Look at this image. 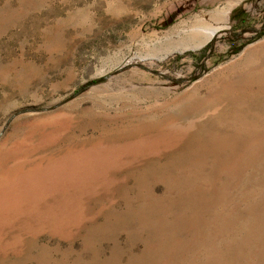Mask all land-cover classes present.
<instances>
[{"label":"rangeland","instance_id":"rangeland-1","mask_svg":"<svg viewBox=\"0 0 264 264\" xmlns=\"http://www.w3.org/2000/svg\"><path fill=\"white\" fill-rule=\"evenodd\" d=\"M0 264H264V0H0Z\"/></svg>","mask_w":264,"mask_h":264},{"label":"bare ground","instance_id":"bare-ground-1","mask_svg":"<svg viewBox=\"0 0 264 264\" xmlns=\"http://www.w3.org/2000/svg\"><path fill=\"white\" fill-rule=\"evenodd\" d=\"M228 6H224L223 8H221V13H222V15H225V13H226V8H227ZM203 31H205V34H204V39L203 40H207V39H209L210 37H212L213 35H214V33H215V30L213 29V28H205V29H203ZM198 45V44H197ZM194 46H196V45H192L191 47H194ZM258 58V60H259V56L257 57ZM257 58H256V61H258L257 60ZM251 74V73H250Z\"/></svg>","mask_w":264,"mask_h":264},{"label":"trees","instance_id":"trees-1","mask_svg":"<svg viewBox=\"0 0 264 264\" xmlns=\"http://www.w3.org/2000/svg\"><path fill=\"white\" fill-rule=\"evenodd\" d=\"M259 36H260V34H259ZM258 37V36H257Z\"/></svg>","mask_w":264,"mask_h":264}]
</instances>
